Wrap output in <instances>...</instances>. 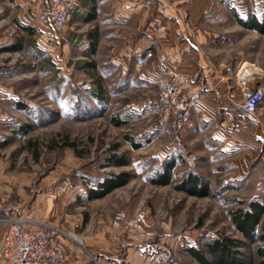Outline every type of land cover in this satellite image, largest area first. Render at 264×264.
<instances>
[{
  "label": "rangeland",
  "instance_id": "1",
  "mask_svg": "<svg viewBox=\"0 0 264 264\" xmlns=\"http://www.w3.org/2000/svg\"><path fill=\"white\" fill-rule=\"evenodd\" d=\"M252 2L248 13L264 17V0ZM71 22L61 31L51 29L43 42L36 33L30 44L8 27L22 48L0 54V197L17 213L63 231L64 248L70 239L83 250L89 242L106 245L101 254L109 258L134 253L138 264H202L191 248L210 260L207 241L240 237L229 210L264 193V173L258 180L236 175L232 159L239 151L223 152L200 129H174L189 123L152 130L148 99L157 86L114 94L103 70L94 76L81 70L74 63L82 59L80 47L66 42L69 31L84 26L69 28ZM234 31L232 57L250 60L264 74V33ZM99 85L106 94L97 98L92 90ZM113 115L127 120L115 125ZM112 153L124 155L128 164L103 166ZM172 158L170 183H154ZM120 171L131 175L126 185L85 199L89 185ZM189 175L206 185L202 194L175 186ZM3 230L0 223V239ZM260 243L241 251L251 256ZM247 264H255L254 258Z\"/></svg>",
  "mask_w": 264,
  "mask_h": 264
},
{
  "label": "crops",
  "instance_id": "2",
  "mask_svg": "<svg viewBox=\"0 0 264 264\" xmlns=\"http://www.w3.org/2000/svg\"><path fill=\"white\" fill-rule=\"evenodd\" d=\"M74 1L69 28H84L69 31L66 43L81 49L82 59L74 61L76 66L84 70L82 62L93 61L92 71L103 70L113 84V93L124 94L133 87L157 86L164 75L158 59L162 49L190 79L185 96L194 101L189 125L176 128L171 123L169 129H200L206 139H217L223 152L239 151L232 159L236 175L260 178L264 173V101L253 115L233 103L241 101L243 85H251L258 71L250 60L232 57L234 30L257 31L240 22L251 17L252 0ZM45 4L46 0H0V54L22 48L17 37L7 33L8 27L27 36L29 44L36 42V33L42 42L51 37L52 30L36 18ZM95 38L94 52L86 53ZM246 65L252 71L243 77L239 69ZM259 152L262 155L257 158ZM66 241L67 256L62 264H138L134 253L109 258L101 254L106 245L89 242V248L83 250L70 239Z\"/></svg>",
  "mask_w": 264,
  "mask_h": 264
},
{
  "label": "built area",
  "instance_id": "3",
  "mask_svg": "<svg viewBox=\"0 0 264 264\" xmlns=\"http://www.w3.org/2000/svg\"><path fill=\"white\" fill-rule=\"evenodd\" d=\"M252 3L250 8L254 7ZM75 8L74 0H46L36 18L42 25L61 31ZM158 59L164 75L157 81L155 96L148 99L155 118L151 127L154 131L169 129L171 123L188 124L194 106V101L185 96L191 86L190 79L177 64L168 60L162 49H159ZM245 68L239 69L243 77L249 74L244 72ZM254 73L252 84L243 85L241 89V101L233 102L248 115H253L264 101V77L259 70ZM0 223L4 227L0 240V264H61L65 260V233L56 227L26 219L8 206L3 197H0Z\"/></svg>",
  "mask_w": 264,
  "mask_h": 264
},
{
  "label": "trees",
  "instance_id": "4",
  "mask_svg": "<svg viewBox=\"0 0 264 264\" xmlns=\"http://www.w3.org/2000/svg\"><path fill=\"white\" fill-rule=\"evenodd\" d=\"M245 27L253 28L261 33H264V17L258 18L257 15H251L247 21H240ZM96 38L92 40L89 51L86 53H92L95 50ZM93 61L82 62L84 71L89 75H93L91 69ZM92 92L99 96L103 90L98 86V89L92 90ZM127 118L116 116L111 117V121L115 125H122L126 122ZM127 140L133 148H138L139 144L125 134ZM64 145L74 147L73 142L63 141ZM128 159L124 155L118 153H112L108 155L103 166H122L128 164ZM174 159H168L163 164V170L159 177L153 179L156 184H168L171 181L172 168L174 167ZM131 178V175L127 171H120L117 173L109 172L104 174L93 185H89L86 191L85 199L87 201L102 198L112 192L113 190L126 185ZM180 190H185L190 194H202L201 190L206 189V185L196 175H189L185 177L180 183L175 185ZM207 194V190L203 192ZM203 194V195H204ZM264 193L259 197L251 199L244 206H239L229 210V217L233 224L235 231L240 234L239 238L222 237L215 238L212 241L205 243L206 250L211 255V259H204L199 251L189 249L191 254L197 258L202 264H247V261L254 258L255 264H264ZM86 220V219H85ZM255 241L261 242L255 245L251 249V256L248 253H244L241 249H245L249 244Z\"/></svg>",
  "mask_w": 264,
  "mask_h": 264
},
{
  "label": "bare ground",
  "instance_id": "5",
  "mask_svg": "<svg viewBox=\"0 0 264 264\" xmlns=\"http://www.w3.org/2000/svg\"><path fill=\"white\" fill-rule=\"evenodd\" d=\"M245 67H247V68L244 69V72L245 73H250V71H252L250 68H248L249 65H246Z\"/></svg>",
  "mask_w": 264,
  "mask_h": 264
}]
</instances>
